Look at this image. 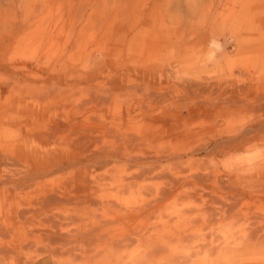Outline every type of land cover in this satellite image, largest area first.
Segmentation results:
<instances>
[{
  "label": "rangeland",
  "instance_id": "rangeland-1",
  "mask_svg": "<svg viewBox=\"0 0 264 264\" xmlns=\"http://www.w3.org/2000/svg\"><path fill=\"white\" fill-rule=\"evenodd\" d=\"M140 72L150 80L143 82ZM116 79L118 87L124 88L112 99L104 105L91 101L88 92L92 88L114 87ZM184 79L194 80L196 85L192 87H205V80L215 85L216 79L228 86V93L234 91V84L237 88L251 85L255 89L256 83H264V0H0L1 138L11 139L34 130L50 131L68 144L71 137L82 134L84 127L68 123L55 131L51 120L64 121L68 113L88 110L94 118L112 111L116 114L108 116L115 122H124L142 133L147 130L161 134L173 126L164 139L172 150L204 145L213 137L214 133L207 129L218 111L210 108L202 118L188 120L168 97L148 96L138 88L169 87L165 90L177 97L191 85ZM31 87L36 90L32 95L49 92L50 100L43 106V102L34 101L39 105L36 113L17 119L12 111L19 104L12 102L11 89L16 88L17 94ZM200 99L209 101L205 92ZM71 102L77 103L76 110L69 106ZM46 106L45 111L42 108ZM249 106H238L237 113L228 114L227 120L220 119L217 126L238 128L258 119L262 111ZM150 109L160 114L151 117L154 122L147 123L150 119L146 112ZM187 126H193L199 135L189 133ZM205 155L200 151L192 166L220 174L241 161L263 162L264 141L226 156ZM91 162L78 164L72 172L74 176ZM109 166L112 164L105 169ZM9 167L11 164H0V169ZM152 176H143L122 192L112 184L114 181L107 180L100 192L118 195L127 206L139 204L156 196L161 179ZM70 182V171L58 173L50 176L46 184H31L24 193L34 195L48 184ZM206 185L210 190V183ZM2 198L0 195V209ZM204 199L205 194L199 197L175 192L145 220L150 231L168 216L179 223L171 245L149 264H195L204 257L205 264H264V197L241 196L231 208H222L223 202H209L206 210ZM15 236L16 233H0V240ZM15 252V258L23 259L38 254L36 246L21 247ZM75 257L71 252L60 259L62 264H86L87 259ZM6 264L25 263H13L9 257Z\"/></svg>",
  "mask_w": 264,
  "mask_h": 264
},
{
  "label": "bare ground",
  "instance_id": "bare-ground-1",
  "mask_svg": "<svg viewBox=\"0 0 264 264\" xmlns=\"http://www.w3.org/2000/svg\"><path fill=\"white\" fill-rule=\"evenodd\" d=\"M143 74H138L143 82L150 80ZM134 79L139 80L138 77ZM216 79L213 81L215 85L205 80V87H192L196 82L184 79V83L191 85L184 87L177 97H172L165 90L169 87H138L148 96L168 97L167 100L176 105L188 120L202 118L205 110L208 112L210 108L218 111L211 117L213 120L207 129L214 133L213 137L204 145L172 150L164 139L170 135L168 133L172 132L173 126L165 128L161 134L147 130L142 133L134 131L124 122H115V118L108 116L116 114L112 111L94 118L88 110L68 113L64 117L65 122L58 118L51 120L50 125L55 127V131L68 123L84 127L82 134L71 137L68 144L59 141L50 131L24 132L11 139L0 137V164H11L9 168L0 169V195L3 197L0 233L3 236L16 233L13 239L0 240V264H6L9 257L13 263L62 264V255L71 252H75L77 259H87L86 264H149L157 260L166 246L171 245L169 242L173 240V231L179 223L168 216L163 222L153 225L150 231L145 220L175 192L199 197L205 194V210L209 202H223L222 208H231L241 196L264 197V185H260L264 184V161H241L243 163L235 164L220 174L192 166L197 162L196 156L200 151L206 152L205 158H216L256 147L264 141V83L255 82V89L251 85L237 88L234 84V91L228 93L229 89L225 88L228 86L223 83V87ZM134 83L142 86L140 82ZM118 85L116 79L114 87H94L88 96L97 105H104L124 88ZM15 89H11L10 97H14L12 102L14 100L19 104L12 111L17 119L36 113L39 105L34 101L43 102V106L50 100L49 92L32 95L36 90L31 87L15 94ZM204 92L209 99L205 103L200 99ZM237 92L241 95L238 96ZM243 104H251L253 107H249L256 112L261 110L259 118L238 128L217 126L220 119L227 120L225 117L237 113L238 106ZM70 105L72 109H77V103L71 102ZM42 109L46 111L48 106ZM128 113L131 119V111ZM146 114L150 119L147 123H150L155 121L151 117L160 112L150 109ZM161 122L167 124L166 120ZM187 129L189 133L198 134L193 126H187ZM80 153L84 156H78ZM85 162L91 163L74 176L73 170ZM111 164L109 169H105ZM67 171L71 173V182L67 185L48 184L34 195L24 193L31 184H46L50 176ZM150 175L161 179L152 200L127 206L118 195L100 192L107 180L114 181L112 184H116L118 191L122 192L131 183L143 176L150 178ZM206 182L210 183V190H206ZM34 245L38 252L36 257L15 258L18 248ZM195 264H205V257Z\"/></svg>",
  "mask_w": 264,
  "mask_h": 264
}]
</instances>
